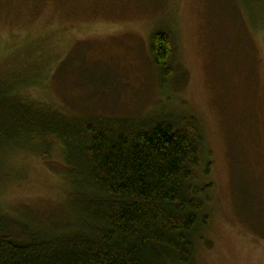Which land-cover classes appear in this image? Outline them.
Masks as SVG:
<instances>
[{
    "label": "rangeland",
    "instance_id": "1",
    "mask_svg": "<svg viewBox=\"0 0 264 264\" xmlns=\"http://www.w3.org/2000/svg\"><path fill=\"white\" fill-rule=\"evenodd\" d=\"M260 4L0 0V77L14 74L16 67L30 82L38 72L45 82L23 91L67 113L196 116L212 161L210 173L203 167L196 183L212 188L205 208L209 224L197 231L190 264H264ZM157 29L168 31L176 46L180 70L167 83L150 53V36ZM37 143L22 137L16 152L4 159L0 153V237L24 232L50 237L78 229L76 204L68 199L73 187L65 147L54 141L46 155Z\"/></svg>",
    "mask_w": 264,
    "mask_h": 264
},
{
    "label": "trees",
    "instance_id": "2",
    "mask_svg": "<svg viewBox=\"0 0 264 264\" xmlns=\"http://www.w3.org/2000/svg\"><path fill=\"white\" fill-rule=\"evenodd\" d=\"M150 53L163 82L176 76L168 31L152 32ZM23 71L14 67L0 77V153L16 152L22 137L41 142L46 155L54 141L62 143L73 187L68 199L80 219L75 232L0 237V264H190L197 231L209 224L212 188L196 183L212 164L201 121L181 113L140 119L67 113L27 95L23 89L45 77L35 71L28 82Z\"/></svg>",
    "mask_w": 264,
    "mask_h": 264
},
{
    "label": "water",
    "instance_id": "3",
    "mask_svg": "<svg viewBox=\"0 0 264 264\" xmlns=\"http://www.w3.org/2000/svg\"><path fill=\"white\" fill-rule=\"evenodd\" d=\"M0 245H1V238H0Z\"/></svg>",
    "mask_w": 264,
    "mask_h": 264
}]
</instances>
